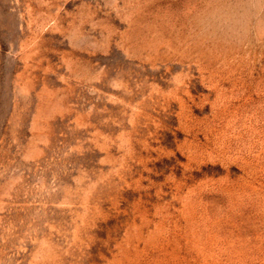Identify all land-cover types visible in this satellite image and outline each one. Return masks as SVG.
I'll return each mask as SVG.
<instances>
[{
	"label": "rangeland",
	"instance_id": "obj_1",
	"mask_svg": "<svg viewBox=\"0 0 264 264\" xmlns=\"http://www.w3.org/2000/svg\"><path fill=\"white\" fill-rule=\"evenodd\" d=\"M0 264H264V0H0Z\"/></svg>",
	"mask_w": 264,
	"mask_h": 264
}]
</instances>
